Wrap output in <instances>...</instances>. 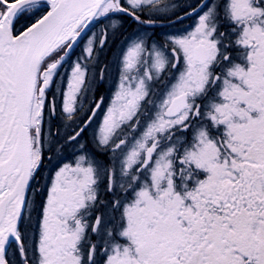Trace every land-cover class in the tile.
Masks as SVG:
<instances>
[{
  "label": "snow or ice",
  "instance_id": "1",
  "mask_svg": "<svg viewBox=\"0 0 264 264\" xmlns=\"http://www.w3.org/2000/svg\"><path fill=\"white\" fill-rule=\"evenodd\" d=\"M0 264H264V0H0Z\"/></svg>",
  "mask_w": 264,
  "mask_h": 264
}]
</instances>
